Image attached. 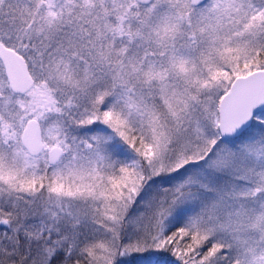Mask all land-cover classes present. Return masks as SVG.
Instances as JSON below:
<instances>
[{"label":"snow or ice","instance_id":"snow-or-ice-1","mask_svg":"<svg viewBox=\"0 0 264 264\" xmlns=\"http://www.w3.org/2000/svg\"><path fill=\"white\" fill-rule=\"evenodd\" d=\"M0 264H264V0H0Z\"/></svg>","mask_w":264,"mask_h":264}]
</instances>
